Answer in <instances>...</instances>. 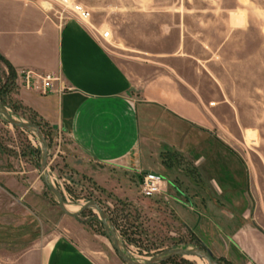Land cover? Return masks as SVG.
Wrapping results in <instances>:
<instances>
[{
	"label": "rangeland",
	"instance_id": "obj_1",
	"mask_svg": "<svg viewBox=\"0 0 264 264\" xmlns=\"http://www.w3.org/2000/svg\"><path fill=\"white\" fill-rule=\"evenodd\" d=\"M33 1L69 16L63 0ZM70 2L90 11V25L100 34L110 32L105 45L115 58L125 62L135 57L176 69L209 113L184 87L188 121L166 107L145 105L140 94L134 96L143 119L142 135L160 153L156 163L172 164L156 172L170 177L172 185L146 197L137 173L94 166L63 132L25 107L24 85L16 81L5 89L8 70L0 61V106L15 121L41 128L49 145L47 172L70 207L67 210L76 213L96 202L121 249L139 263L204 244L216 264H246L231 250L229 238L245 215L264 228V0ZM173 54L181 58L158 57ZM41 164L37 135L10 125L0 115V264H44L52 244L60 239L99 264H126L97 210L77 218L63 213L42 180ZM185 261L209 264L198 257L163 264H188Z\"/></svg>",
	"mask_w": 264,
	"mask_h": 264
},
{
	"label": "crops",
	"instance_id": "obj_2",
	"mask_svg": "<svg viewBox=\"0 0 264 264\" xmlns=\"http://www.w3.org/2000/svg\"><path fill=\"white\" fill-rule=\"evenodd\" d=\"M105 42L89 25L70 15L52 13L33 0H0V54L17 74L27 71L60 77L45 95L23 88V105L43 123L63 132L94 166L134 174L167 170L172 164H157L160 153L156 144L142 135L143 119L134 96L140 94L145 105L166 107L188 121L184 87L194 93L207 113L209 109L176 69L162 62H138L135 57L122 62ZM158 57L181 58L176 54ZM17 83L23 85L22 79L17 78ZM189 121L200 124L192 118ZM162 177L167 191L173 182ZM242 223L229 238L231 250L246 264H264V228H258V222L246 215ZM44 264L99 263L60 239L52 244Z\"/></svg>",
	"mask_w": 264,
	"mask_h": 264
},
{
	"label": "water",
	"instance_id": "obj_3",
	"mask_svg": "<svg viewBox=\"0 0 264 264\" xmlns=\"http://www.w3.org/2000/svg\"><path fill=\"white\" fill-rule=\"evenodd\" d=\"M135 60H139V59H135ZM0 115L6 118V121L10 125L17 127V128H21L26 131H30L37 135L40 141V144L42 146V164H41V174L43 175L42 180L45 183V185L49 188V190L57 198L59 208L63 211V213L66 216L71 217V218H77L81 216L84 212H86L87 210H91V209L97 210V212L100 215V219L105 227L106 233L110 237L113 243L114 249L117 251L119 257L122 259L123 262H125L126 264H163L173 258L198 257V258L206 260L209 264H216L214 261L212 252L204 244H202L203 248L170 250L156 257H153L152 259H150L149 261L145 263H139L133 260L121 249L117 234L115 233L113 228L109 225L105 212L101 209V207L96 202L92 201V202L87 203L86 205L82 206L80 211L76 213H73L67 210L61 193L59 192L57 188L53 186V184L50 181L48 172H47L48 171V159H49V145L43 136V132L41 128L38 125H35L33 123H23V122L15 121L11 117V115L7 112V110L3 109L1 106H0Z\"/></svg>",
	"mask_w": 264,
	"mask_h": 264
},
{
	"label": "built area",
	"instance_id": "obj_4",
	"mask_svg": "<svg viewBox=\"0 0 264 264\" xmlns=\"http://www.w3.org/2000/svg\"><path fill=\"white\" fill-rule=\"evenodd\" d=\"M63 1L64 12L75 17L80 22L89 25L102 40L107 42L110 38V32L100 34L97 29L90 25L91 13L87 8L78 3L70 2L71 0ZM17 76L22 79L23 85L28 90H35L44 95L53 88V83L60 80V77L55 74L40 76L27 71L19 72ZM137 174L141 179L142 192L146 197L157 196L165 191V179L160 174L154 172H137Z\"/></svg>",
	"mask_w": 264,
	"mask_h": 264
},
{
	"label": "trees",
	"instance_id": "obj_5",
	"mask_svg": "<svg viewBox=\"0 0 264 264\" xmlns=\"http://www.w3.org/2000/svg\"><path fill=\"white\" fill-rule=\"evenodd\" d=\"M0 61L5 65V67L7 68L8 70V78H7V81L4 83V87L5 89H7V87H13L15 86V83L17 81V73H16V70L11 66V64L0 54ZM3 86L1 87V82H0V94L2 93L1 90L3 88ZM9 90V89H7ZM185 263H188L189 262H186Z\"/></svg>",
	"mask_w": 264,
	"mask_h": 264
},
{
	"label": "bare ground",
	"instance_id": "obj_6",
	"mask_svg": "<svg viewBox=\"0 0 264 264\" xmlns=\"http://www.w3.org/2000/svg\"><path fill=\"white\" fill-rule=\"evenodd\" d=\"M67 209H68V206H67ZM69 209H70V207H69ZM69 209H68V210H69Z\"/></svg>",
	"mask_w": 264,
	"mask_h": 264
}]
</instances>
